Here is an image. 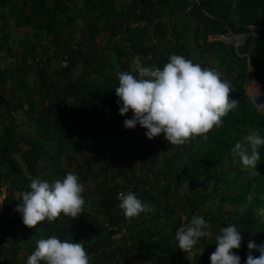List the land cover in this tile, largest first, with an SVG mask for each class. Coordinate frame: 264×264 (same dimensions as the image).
Masks as SVG:
<instances>
[{
    "label": "trees",
    "instance_id": "obj_1",
    "mask_svg": "<svg viewBox=\"0 0 264 264\" xmlns=\"http://www.w3.org/2000/svg\"><path fill=\"white\" fill-rule=\"evenodd\" d=\"M80 1L82 5L75 8V0H0V6H11L9 13H4L5 20H11L17 29L30 28L33 32V43L22 53L20 66H15L14 70L32 75L37 89L33 91L24 80L21 88L13 89L7 96V84L15 77L9 71H0V118H7L0 132V215L4 217L3 223L10 219L22 230L21 234L32 236L31 240L21 239L28 256L39 239L56 235L61 240L83 241L92 264H129L133 258L149 264H211L210 253L204 249L214 247L215 239L213 243L204 238L199 240L190 253L180 250L175 239L176 231L187 226L193 215H199L221 228L235 224L242 230V246L234 252L241 257V264H246L249 241L257 245L264 243V146L258 149L260 159L256 169L246 168L230 153L234 143L244 135L258 131L264 136V112L246 94L249 79L258 81L264 93V0ZM80 19L84 22L81 38L77 46L71 47L61 40L60 26L73 27ZM141 19L154 26V31L147 27L132 28V23ZM180 25H184L186 33L193 29L197 30V38L202 36L201 44L195 39L203 53L202 67L215 68L208 58L218 59L226 77L234 76L230 95L239 101L237 109L229 112L223 118V125L213 128L207 139L197 137L181 146H173L164 134L149 140L143 128L138 153L139 162L148 172L144 176L136 170L130 174L125 172L117 160L120 147L116 142L88 154V146L101 138L96 115L112 116L116 120L114 132L119 136L129 133L133 141L136 135L135 129L124 127V121L132 118L133 113L120 115L115 87L98 84L91 78L93 73L99 74L104 69L101 67L105 49L98 40L101 32H108L105 45L115 54L119 72H124V57L132 62L136 56L148 59L151 56L148 66L161 68L172 54L192 60ZM229 32L246 35L244 44L236 47L234 43L211 40L214 35ZM49 36H54L55 42L44 45V39ZM117 36L121 37L119 43L115 42ZM1 41L0 38V55L5 47ZM163 45L166 46L162 50ZM38 48L42 50L41 55L36 51ZM65 56L71 58L69 65L48 73L47 67L54 60H64ZM39 57L46 58L43 68L30 63ZM80 63L84 65L82 74L69 80ZM94 65L96 70H93ZM20 110L28 116L37 114L33 120L34 133L25 140L26 149L20 147L16 129L15 115ZM163 153L168 155L164 156L167 173L160 187L151 180L153 167L162 160ZM97 162L101 165L95 170ZM68 171L77 173L85 185L86 204L82 215L74 220L61 215L56 221L46 220L36 228L25 226L21 214L14 211L22 203V198L17 200L18 193L30 190L32 178L51 183L62 180ZM179 173L185 174L184 181L175 176ZM118 174L124 178L123 183L117 182ZM158 174L154 172L153 176ZM198 178H203V186L197 190L190 188L191 192L183 198V206L179 207L180 185ZM125 190L135 193L154 211L126 218L118 207V195ZM3 193L5 198L1 201ZM216 197L225 205H236L235 210L225 211L221 204L217 213L212 208ZM89 206L95 214L88 212ZM184 215L186 219L182 221ZM100 216L104 224L98 220ZM106 223L129 226L122 244H115L111 239L113 232L105 227ZM2 229L0 226V234ZM14 232L7 235H17ZM156 236L159 241L149 244L148 240ZM5 242L6 238L2 237L0 264H20L19 251ZM201 247L205 251L203 254L197 251ZM191 253H194L193 261L184 260ZM253 255L259 256V253L254 251Z\"/></svg>",
    "mask_w": 264,
    "mask_h": 264
},
{
    "label": "clouds",
    "instance_id": "obj_2",
    "mask_svg": "<svg viewBox=\"0 0 264 264\" xmlns=\"http://www.w3.org/2000/svg\"><path fill=\"white\" fill-rule=\"evenodd\" d=\"M136 72V75L132 71L118 72L115 93L121 105L120 115L133 113L132 118L124 121V127L145 128L149 140L164 134L173 146H181L197 137L207 139V134L221 127L223 118L239 106V101L231 98L230 81L223 79L217 68L202 67L182 55L172 54L162 68L138 65ZM258 95L259 91L256 97ZM261 146H264V136L253 131L237 140L230 154L238 157L246 168L256 169ZM29 188L18 193L17 200L22 198V203L14 209L29 228H36L46 220L54 222L61 215L74 220L84 212L85 185L73 171L51 183L32 178ZM118 199V207L126 218L154 211L131 191L119 193ZM212 227L203 216L193 215L188 225L175 233L179 249L190 253L199 240L212 236ZM242 240V230L235 224L221 228L220 234L215 236L216 249L210 255L211 264H241V257L233 250L241 248ZM247 247L246 264H264V243L257 245L249 241ZM254 251L259 256L253 255ZM41 262L92 264L83 241L61 240L56 235L39 239L26 264Z\"/></svg>",
    "mask_w": 264,
    "mask_h": 264
},
{
    "label": "rangeland",
    "instance_id": "obj_3",
    "mask_svg": "<svg viewBox=\"0 0 264 264\" xmlns=\"http://www.w3.org/2000/svg\"><path fill=\"white\" fill-rule=\"evenodd\" d=\"M132 0H124V2H128L130 3ZM76 4H75V8H79L82 5V2L80 0H75ZM11 9V6L8 5V7H6L5 5L0 6V38L2 39L1 43L4 44V48L1 52L0 55V71H9L11 72L10 74L14 75L15 80L14 81H9L6 87V93L7 96L13 91V89L15 88H21V82L26 80L25 82L28 83V85L30 86V88L33 91H37L35 85H36V80L34 79V77L32 75L29 76V74L26 76L22 73L17 72L16 70H14L15 66H20V57L22 55V53L29 47L30 43H33L32 40V30L30 28H25V29H17L15 28V24L11 21V20H5V14H8L9 11ZM4 18H2V16ZM186 17V15H185ZM185 19V18H184ZM88 20V19H87ZM173 20V19H172ZM171 20V21H172ZM128 24V23H127ZM84 28V22L80 19L76 22V24L73 27H67L66 25L62 24L60 26V38L61 40L66 41L67 43H69L72 46H77V42L80 40L81 38V33H80V29ZM180 29L182 31V34L186 37L187 42H188V47L191 53V58L193 60L194 63H203V53L200 51V49H198V47L196 46L195 43V39L199 40L198 43H202V36H198L199 38H197L196 31H193V29L191 31H187V33L185 32V28L184 25H180ZM108 32H101L100 37H99V45L101 47H103V49H105L104 51V62L102 64L101 68H104L102 72H100L99 74H92L91 78L94 79L98 84H104V85H109L112 88H116L118 86V77H117V73L120 70V67L118 65V62L115 58V54L113 52H111L110 50L107 49L105 43H107L108 40ZM239 37V46L244 44L245 41V35L242 36H238ZM218 36L214 35L211 37V40H218ZM55 42V37L54 36H49L46 39H44V45L47 44H51L53 45V43ZM121 41V38H118L115 42ZM155 43L157 42V40L155 39L154 41ZM228 43V42H227ZM234 46H236V44H233ZM7 46V48H6ZM166 45L162 46V50ZM238 46V47H239ZM37 53H41L42 50L40 48H38ZM160 51V50H159ZM41 55V54H40ZM206 56V55H205ZM208 57V55H207ZM152 57L150 56L149 59H151ZM148 58H142L139 56H136L134 59H132V62H129V60L124 57L123 62H124V69L125 71H132L134 75L138 74L136 72V68L137 66H148ZM58 61L59 60H54L49 67H47L48 69V73L50 72V70L53 69H57L58 66ZM208 61L213 62L215 68H217L221 73H222V78L225 80L230 81L231 85H232V81L234 76L230 75L228 77H226L225 73H223V69L220 68L219 64L220 61L218 59H212V58H208ZM150 63V62H149ZM83 64L80 63L78 65H76L74 72L72 73V75L70 76L69 80H75L76 78H78V76L80 74H82L83 72ZM152 66V65H151ZM209 66V65H208ZM93 70H96L97 66L94 65L93 66ZM214 68V67H212ZM13 72V73H12ZM92 72V71H91ZM5 73V72H4ZM63 83V82H62ZM64 85H66V81H64L63 83ZM18 85H20L19 87H17ZM233 86V85H232ZM258 90H257V87ZM233 88V87H232ZM256 88V89H255ZM255 91H259L260 93V103H258L256 101V99L253 98V94H255ZM246 94L247 96L254 100V102L257 104L258 108L261 109L264 112V93L260 87V85L257 83L256 80L254 79H249L246 85ZM34 97L36 98V93H33ZM37 99V98H36ZM16 129L18 132V136H19V145L22 149H26L27 145L25 143V140L27 137H29L30 135H32V133H34V128H35V123L33 122V120L37 117V114L35 113H31L30 116H28L23 110H20L18 113H16ZM97 120L99 121V125L98 128L100 130V134H101V138L96 141V144L92 143L88 146V150L87 153L88 154H92L93 152H98L100 147H104L107 144H111L113 142H116L117 145L120 147V149L118 150V158L117 160L122 164L123 169L125 170L126 173H132V171L136 170V172L140 175V176H144L146 175L148 172L147 170L144 169V167L142 166V164L139 162V148H140V141H141V137H142V132H143V127L137 125L135 130H136V135L134 136V140L130 141V137H129V133H125L124 135H118L116 134L114 131L115 129V124H116V120L110 116V115H105V114H99L96 115ZM7 121L6 117H2L0 118V132H2L3 128H4V124ZM105 140H107L108 143H105ZM121 153V154H120ZM162 156V160L158 161V163L153 167V173H159L157 177L153 176L152 173V180L151 183L159 186H162L163 184V180L166 177V173L167 171H165L166 169V164H165V159L164 156H168L166 155V153L161 154ZM18 161L21 163V161L18 159ZM101 162H97L95 164V170H98L100 168ZM3 171L5 172L6 170L4 168H2ZM177 178H181L182 181H184L185 178V174L184 173H179L177 175ZM112 180V179H110ZM117 182L119 183H123L124 182V178L122 177L121 174H118L117 177ZM208 182V181H207ZM209 185V184H208ZM94 185H92L91 187H93ZM201 186H203V178H198L197 180L194 181H188L185 182L183 185H180V188L178 190V195H177V200L179 201V205L178 203H176V205H178L179 207H182V203H183V198L186 194H189L190 188H193L194 190H197L199 188H201ZM7 187L4 186L3 187V191L5 192L7 189ZM92 190V189H90ZM89 190V191H90ZM94 192V191H91ZM5 198L4 193L2 194L1 197V201ZM211 203H209L208 205H210ZM224 205V210L225 211H232L235 210L236 205H225L221 199L219 197H216V199L214 200V202L212 203V208L213 210H217L218 211V207L220 205ZM89 213L95 214V212L93 211V207L89 206L87 208ZM207 210V208L205 209ZM216 211V212H217ZM153 212V211H152ZM218 213V212H217ZM216 213V214H217ZM179 214H183L181 213V211L179 212ZM17 215V213H16ZM3 219L4 217L0 215V223H2L3 226V231L2 237L6 238V242L5 245H7L8 247H10L11 249H17L19 251L17 258L20 261V264H23V260L26 259V257H28L27 254V247L24 243H22V238L26 237L27 240H31L32 236H25L24 234H21L22 230L20 228H16L15 225L12 224V222L10 221V219L6 220L3 223ZM186 219V216L184 215V217L182 218V221H184ZM98 220L100 221V223L104 224L105 220L103 217H98ZM163 223V222H162ZM166 223V222H164ZM213 227L211 229L212 232V236L209 238H204L205 240H207V242H214L215 236L220 234V229L221 227L219 225H213L211 224ZM15 231L17 232V235H7L8 233ZM14 232V233H15ZM7 235V236H6ZM104 235V234H101ZM127 236V235H126ZM2 237L0 236V240L2 239ZM129 237V234H128ZM103 240V237H100ZM112 240L115 241V244H122V242L125 240H121V241H117L113 238H111ZM203 239V238H202ZM216 249V245L214 247H210L204 249L205 251H208L211 255V253H213ZM197 251H199L200 253H205V251H203V247H201V249H198ZM234 251V250H233ZM193 257H194V253H191L189 255H187L185 257L184 260L186 261H193ZM125 263H128V260L125 261ZM193 263V262H192ZM129 264H149V262H145V261H140L137 258H133L132 261H130Z\"/></svg>",
    "mask_w": 264,
    "mask_h": 264
},
{
    "label": "built area",
    "instance_id": "obj_4",
    "mask_svg": "<svg viewBox=\"0 0 264 264\" xmlns=\"http://www.w3.org/2000/svg\"><path fill=\"white\" fill-rule=\"evenodd\" d=\"M146 27L149 28L151 30V32L154 31V26L150 25L149 22L147 20H145V19L137 20V21H134L132 23V28H135V29H137V28H146ZM216 36L219 37L218 40L224 41L226 43L227 42L228 43H234V44H236V47H238L239 46V43H238L239 42V37L238 36H242V35H237V34H235L233 32H229L228 34H218ZM118 38H121V37L118 36ZM70 59L71 58L69 56H65L64 60H59L57 68H64V67L68 66ZM45 62H46V58H40V57L35 59V60H30V63L32 65H34L36 68H43L44 65H45ZM129 191L130 190H125V191H121V192L127 193ZM105 227L109 231L113 232L112 238L117 240L118 242L123 240L126 237V235L128 233V229H129V226H127V225L112 226L109 223H106ZM155 241H159V237L158 236L148 240V243L150 244V243L155 242Z\"/></svg>",
    "mask_w": 264,
    "mask_h": 264
},
{
    "label": "bare ground",
    "instance_id": "obj_5",
    "mask_svg": "<svg viewBox=\"0 0 264 264\" xmlns=\"http://www.w3.org/2000/svg\"><path fill=\"white\" fill-rule=\"evenodd\" d=\"M258 82V81H257ZM259 83V82H258ZM256 89V88H255ZM254 96H253V98L254 99H256V101L258 102V103H260V100H261V98H260V96L258 95L257 97H256V95H257V92L255 91V94H253ZM262 101V100H261Z\"/></svg>",
    "mask_w": 264,
    "mask_h": 264
},
{
    "label": "water",
    "instance_id": "obj_6",
    "mask_svg": "<svg viewBox=\"0 0 264 264\" xmlns=\"http://www.w3.org/2000/svg\"><path fill=\"white\" fill-rule=\"evenodd\" d=\"M252 100V99H251ZM253 102H254V100H252ZM255 103V102H254ZM256 104V103H255ZM256 106H257V104H256ZM258 107V106H257Z\"/></svg>",
    "mask_w": 264,
    "mask_h": 264
}]
</instances>
